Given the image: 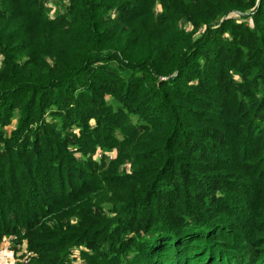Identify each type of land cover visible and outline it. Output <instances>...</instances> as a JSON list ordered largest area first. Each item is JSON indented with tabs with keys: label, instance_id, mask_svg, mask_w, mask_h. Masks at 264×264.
<instances>
[{
	"label": "trees",
	"instance_id": "1",
	"mask_svg": "<svg viewBox=\"0 0 264 264\" xmlns=\"http://www.w3.org/2000/svg\"><path fill=\"white\" fill-rule=\"evenodd\" d=\"M0 58L15 264H264V0H0Z\"/></svg>",
	"mask_w": 264,
	"mask_h": 264
},
{
	"label": "rangeland",
	"instance_id": "2",
	"mask_svg": "<svg viewBox=\"0 0 264 264\" xmlns=\"http://www.w3.org/2000/svg\"><path fill=\"white\" fill-rule=\"evenodd\" d=\"M258 1V0H257ZM157 10H160V6L157 7ZM234 17H237V14H232ZM1 60V58H0ZM17 121L14 120L11 127H8V129H11L15 127ZM118 156L116 151V157ZM131 165L130 163L125 165V169H130ZM15 248L20 249L18 252H16ZM75 253L73 256L79 257L80 249L75 248ZM21 251V252H20ZM20 252V253H19ZM30 255L31 251H27L26 246L22 245H15V239L11 237H6L4 241L0 245V262L1 264H15L17 260H22L25 263H28L30 261Z\"/></svg>",
	"mask_w": 264,
	"mask_h": 264
},
{
	"label": "built area",
	"instance_id": "3",
	"mask_svg": "<svg viewBox=\"0 0 264 264\" xmlns=\"http://www.w3.org/2000/svg\"><path fill=\"white\" fill-rule=\"evenodd\" d=\"M48 6L50 8V12H49V15L51 18L55 17L56 16V13H57V10H58V7L56 4H54L52 1H49L48 3ZM96 158L98 160H102V159H109V160H114L116 158V151L115 150H112V151H107V150H99L96 154ZM129 169V168H128ZM13 237V236H12ZM14 238V237H13ZM32 254V252H31ZM31 256V255H30ZM1 264V262H0Z\"/></svg>",
	"mask_w": 264,
	"mask_h": 264
}]
</instances>
